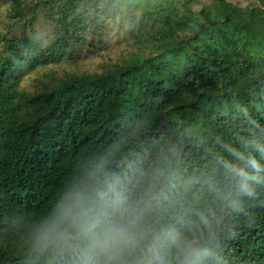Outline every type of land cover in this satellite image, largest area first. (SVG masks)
I'll return each instance as SVG.
<instances>
[{"label":"trees","instance_id":"1","mask_svg":"<svg viewBox=\"0 0 264 264\" xmlns=\"http://www.w3.org/2000/svg\"><path fill=\"white\" fill-rule=\"evenodd\" d=\"M193 1L0 0V264H264V0Z\"/></svg>","mask_w":264,"mask_h":264},{"label":"rangeland","instance_id":"2","mask_svg":"<svg viewBox=\"0 0 264 264\" xmlns=\"http://www.w3.org/2000/svg\"><path fill=\"white\" fill-rule=\"evenodd\" d=\"M228 2L229 4H233L238 7H245L250 4L255 3V0H224ZM211 4L210 0H194L192 3V6L195 10H199L203 6H208ZM115 50L110 51L108 54L109 60L115 61L117 58V52H114ZM80 57L77 58L76 63L74 65H67L54 67L52 68L55 70L58 74H60L63 70L65 71H73L76 73H88V72H94L99 71L105 66V61L107 59L105 57H92L88 56L85 52H81ZM40 72L31 74L26 78V80L23 83V86L28 88L30 87V84L32 82L33 78H36Z\"/></svg>","mask_w":264,"mask_h":264}]
</instances>
